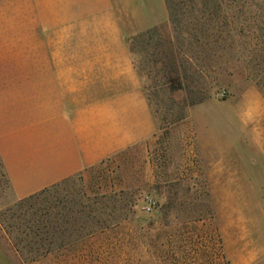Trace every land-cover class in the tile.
I'll use <instances>...</instances> for the list:
<instances>
[{"label": "rangeland", "instance_id": "374dc122", "mask_svg": "<svg viewBox=\"0 0 264 264\" xmlns=\"http://www.w3.org/2000/svg\"><path fill=\"white\" fill-rule=\"evenodd\" d=\"M169 1V25L133 46L156 133L31 209L0 161V264H264V0ZM51 203L48 236L72 244L23 247Z\"/></svg>", "mask_w": 264, "mask_h": 264}, {"label": "crops", "instance_id": "0c3cea01", "mask_svg": "<svg viewBox=\"0 0 264 264\" xmlns=\"http://www.w3.org/2000/svg\"><path fill=\"white\" fill-rule=\"evenodd\" d=\"M169 22L165 0H0V161L17 198L154 136L133 46Z\"/></svg>", "mask_w": 264, "mask_h": 264}, {"label": "trees", "instance_id": "16d2710c", "mask_svg": "<svg viewBox=\"0 0 264 264\" xmlns=\"http://www.w3.org/2000/svg\"><path fill=\"white\" fill-rule=\"evenodd\" d=\"M168 4H170L169 0H165ZM191 1V0H190ZM207 1V2H206ZM208 1L210 0H205L206 3H203V5H207ZM171 8H169V12H171L170 10ZM156 34V32L153 33H146V35H148L149 40L152 39L154 37V35ZM169 66V69L171 73L175 72L176 68L174 66V62H168L166 63V65H162V67L167 68L166 66ZM169 83H170V88H173V82L174 80L172 78L168 79ZM194 102H187L188 106L192 105ZM54 189V188H53ZM50 191L49 188H45L35 194H32L26 198H23L19 201H17V205L21 208V207H27V208H32L34 206L35 203H39L43 196L46 195V193ZM57 207V204H49V206H45L44 208H39L36 209L35 211H33V213L31 214V218L24 224L25 228L28 229L30 231V233L32 234L31 237L26 240V244L23 246L25 248L29 247L32 248L34 246L36 247H44L45 248H50L51 246H55V244H57V247H61V248H65L70 246V244H72L73 241H61L58 237H54L53 235H51L50 237L48 236L49 234V230L52 231V234H54L55 230L58 228L59 226V214L57 212L55 213H49L48 210L49 209H53L55 210V208ZM169 207V206H168ZM166 206L163 208L162 213L164 212ZM106 228V227H104ZM103 229V228H102ZM47 231V235L46 237L43 236V232L42 233H38L37 231ZM55 235V234H54ZM22 242L21 240L17 241V245L20 244ZM40 256H33V257H28L26 260L27 261H34L35 259H37Z\"/></svg>", "mask_w": 264, "mask_h": 264}, {"label": "built area", "instance_id": "2783aa9c", "mask_svg": "<svg viewBox=\"0 0 264 264\" xmlns=\"http://www.w3.org/2000/svg\"><path fill=\"white\" fill-rule=\"evenodd\" d=\"M221 96H224V94H222ZM153 206H154V203L150 199H148L147 200V205L145 207V210L146 211H151Z\"/></svg>", "mask_w": 264, "mask_h": 264}]
</instances>
